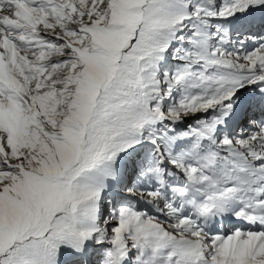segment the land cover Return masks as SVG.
I'll list each match as a JSON object with an SVG mask.
<instances>
[{
    "label": "snow or ice",
    "instance_id": "obj_1",
    "mask_svg": "<svg viewBox=\"0 0 264 264\" xmlns=\"http://www.w3.org/2000/svg\"><path fill=\"white\" fill-rule=\"evenodd\" d=\"M0 264H264V0H0Z\"/></svg>",
    "mask_w": 264,
    "mask_h": 264
}]
</instances>
